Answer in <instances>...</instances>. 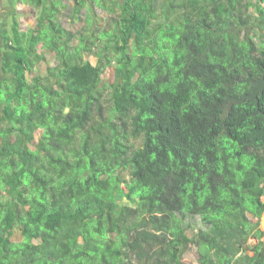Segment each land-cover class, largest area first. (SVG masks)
Listing matches in <instances>:
<instances>
[{"label":"trees","instance_id":"1","mask_svg":"<svg viewBox=\"0 0 264 264\" xmlns=\"http://www.w3.org/2000/svg\"><path fill=\"white\" fill-rule=\"evenodd\" d=\"M263 2L5 0L0 264H264Z\"/></svg>","mask_w":264,"mask_h":264},{"label":"rangeland","instance_id":"2","mask_svg":"<svg viewBox=\"0 0 264 264\" xmlns=\"http://www.w3.org/2000/svg\"><path fill=\"white\" fill-rule=\"evenodd\" d=\"M5 3V0H0V9H2V5ZM16 11L19 13V19L21 26L26 28L27 26H33L35 24V17L36 13L33 9L27 4H16ZM257 43H259V40H255ZM113 79L111 71H107L104 74V80L111 81ZM126 179L134 181V177H132L129 174H126L124 176ZM253 222L256 221L255 218L252 220ZM259 228L263 231V239H264V213L261 215L259 220ZM193 233H189V237H192ZM250 243L256 242L255 238L249 239ZM196 247L191 244L190 242L187 243L186 248L184 250V253L182 254V260L187 264H198L196 259Z\"/></svg>","mask_w":264,"mask_h":264},{"label":"water","instance_id":"3","mask_svg":"<svg viewBox=\"0 0 264 264\" xmlns=\"http://www.w3.org/2000/svg\"><path fill=\"white\" fill-rule=\"evenodd\" d=\"M244 80L253 82L254 83L253 89L249 93L243 94L241 97L227 95L226 99H227L229 104L241 102L244 98L254 99L258 103V101H259L258 95L264 91V73L261 75V77H259L257 79H253L250 75H248ZM258 110L259 109H257V111ZM260 179H261V175H259L257 172H255L254 184L249 186V187H246V188H249L255 192H258Z\"/></svg>","mask_w":264,"mask_h":264},{"label":"flooded vegetation","instance_id":"4","mask_svg":"<svg viewBox=\"0 0 264 264\" xmlns=\"http://www.w3.org/2000/svg\"><path fill=\"white\" fill-rule=\"evenodd\" d=\"M253 79H257V78H253ZM251 84H252V89H253V87H254V83L253 82H251V81H249ZM251 89V90H252ZM254 184V183H253ZM264 192V177L263 176H261V179H260V183H259V191L258 192Z\"/></svg>","mask_w":264,"mask_h":264},{"label":"crops","instance_id":"5","mask_svg":"<svg viewBox=\"0 0 264 264\" xmlns=\"http://www.w3.org/2000/svg\"><path fill=\"white\" fill-rule=\"evenodd\" d=\"M262 5H264V2H263V4ZM253 13H255V11L253 10Z\"/></svg>","mask_w":264,"mask_h":264},{"label":"clouds","instance_id":"6","mask_svg":"<svg viewBox=\"0 0 264 264\" xmlns=\"http://www.w3.org/2000/svg\"><path fill=\"white\" fill-rule=\"evenodd\" d=\"M250 243V242H249ZM252 244V243H251Z\"/></svg>","mask_w":264,"mask_h":264}]
</instances>
